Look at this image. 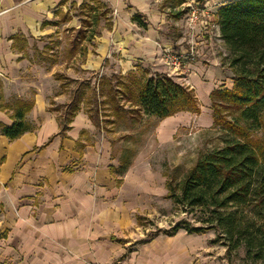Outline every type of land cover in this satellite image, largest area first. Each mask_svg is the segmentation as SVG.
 <instances>
[{"label": "crops", "instance_id": "0c3cea01", "mask_svg": "<svg viewBox=\"0 0 264 264\" xmlns=\"http://www.w3.org/2000/svg\"><path fill=\"white\" fill-rule=\"evenodd\" d=\"M100 1L109 12L100 19L98 33L89 43L75 38L67 55L55 61L54 49L42 37L61 25L88 29L83 27L85 18L74 23L72 8L95 1L0 0V124L13 125L16 112L23 110L20 102L31 104L22 135L11 139L0 126V258L5 264H133L134 253L126 258L130 261H121L124 247L115 239L127 237L126 231L135 226L134 208L148 187L142 178L135 180L137 162L118 176L123 164L114 154L112 131L106 132L101 119L95 123L84 97L67 119L74 94L82 92L79 85L68 92L66 80L82 84L87 74L93 75L98 87L102 79L140 75L142 68L150 67L155 74L162 66L169 71L164 48L188 49L173 38L171 27L188 17L190 31L189 12L166 7L167 0ZM230 1L202 2L211 5L215 16ZM213 27L227 50L219 24ZM210 28L208 23L205 32L214 31ZM208 62H195L184 77L199 99V113L180 111L165 118L145 114L154 121L152 135L159 145H175L193 120L202 127L213 125L210 95L215 89H232L233 83L222 80L231 79L233 72L217 56L210 55ZM108 117L111 125L121 119Z\"/></svg>", "mask_w": 264, "mask_h": 264}, {"label": "trees", "instance_id": "16d2710c", "mask_svg": "<svg viewBox=\"0 0 264 264\" xmlns=\"http://www.w3.org/2000/svg\"><path fill=\"white\" fill-rule=\"evenodd\" d=\"M90 1L95 2H85L81 8H86L93 22L89 19L83 22L97 26L101 18H108L109 11L100 0ZM216 15L220 37L230 52V56L225 59L236 78L232 89H215L210 95L213 126L229 132L233 138L223 146L201 155L178 185L168 183V197L175 198L178 203L211 209V219L207 221L225 233L229 249L238 247L243 238L247 254H254L264 264V141L250 134L251 129L264 121V0H232L222 5ZM102 80L99 87L103 93L102 85L108 86L105 103L111 104L107 115L113 112L115 118L132 113L121 105L120 100L123 98L135 102L139 111L159 118L180 111L200 112L194 90L170 76L156 74L142 77L131 73L119 78L116 87L111 82L112 78ZM81 99L82 95H79L69 105V121L80 109ZM20 107L23 110L16 112L13 125L0 124L11 139L27 130L23 119L31 104L20 102ZM87 110L99 125L98 111ZM234 207L249 210L251 217L259 220L260 232L238 230L236 211L232 210ZM240 225L242 227V222ZM179 229L178 226L165 233L173 235ZM203 229L202 226L191 230L187 228L194 232ZM236 235L239 238L234 242ZM232 241L233 246L230 244Z\"/></svg>", "mask_w": 264, "mask_h": 264}, {"label": "rangeland", "instance_id": "374dc122", "mask_svg": "<svg viewBox=\"0 0 264 264\" xmlns=\"http://www.w3.org/2000/svg\"><path fill=\"white\" fill-rule=\"evenodd\" d=\"M186 2L188 3L178 5L176 0H167L165 1V6L175 7L176 11L189 12V18L193 9L197 8L199 10V19H206L207 23H210L211 31H213L214 23L217 22V15L215 14L214 16V11H209L211 5L205 7L201 0H186ZM86 12V8L73 6L72 17H74V23H77L81 18L89 19L93 22V17L88 16ZM187 20L188 17L184 18L178 26L171 27L170 33L173 38L175 40L180 39L178 44L188 49L194 46L196 51H198L195 62L210 63L208 62L209 56H217L221 60L222 65L229 68L228 60L225 58L230 56V52L221 45V42L217 41L215 30L211 33L205 32L206 29L202 24L195 30V27H190L189 31ZM87 23L83 22V27H88L86 30L79 29L82 31H78L77 28L66 30V27L61 25L57 31L42 37L44 40L49 41L50 46L54 49L51 53L53 60L59 61L58 59L65 57L68 53L67 46L75 38H80V42L89 43L95 32L98 33L103 26V23L97 25L94 27L95 30ZM210 39L213 42L211 44L206 43L207 40L210 42ZM202 42L204 43L202 44ZM177 50L180 49L178 48ZM209 53L210 55H208ZM159 70L161 72H158V74L170 76L176 82L191 88L184 79L187 74L181 76L172 74L171 76L169 75L170 71L165 66H162ZM139 74L142 77L156 75L155 70L150 67L145 70L142 68ZM231 76L233 81L230 78H225L222 81H228L229 84L232 85L233 83L234 85L236 76L234 73ZM93 77V75L87 74L82 84H79V81L74 83V80H66L69 87L68 92L75 91L80 86L79 92H82L80 95L84 97L85 108L98 111V121L100 123L101 119V126L107 133L110 130L112 131L114 154L123 164V168H119L118 176L123 177L125 168L127 169L129 165L137 162L135 180L142 178L141 183L148 187L147 191H143V201H140L138 206L134 208V218L137 220L135 226L132 230L126 231L127 237L115 239L118 245H123L124 247L123 253H121V255L123 254L121 261L124 262L131 253H134L132 255V257H135L132 259L133 264H263L254 254H247L243 238L238 247L229 249V240L226 238L225 233H221L219 229L213 227L207 221L209 218L211 219V209L178 203L175 198L168 197L170 193L168 183L178 185L201 155L223 146L230 138H233L229 132L213 125L211 127H202L193 120L191 126H185L182 129L183 135L176 140L175 145L161 146L155 142V137L152 135L154 121H150L149 119L151 118L145 116V113L142 115L137 109L138 106H136L135 102L131 103L129 99L123 98L120 103L126 110H131L132 113L128 112L123 118L112 123V125L109 123L110 118L107 114L110 113L108 109L111 104L105 103L108 86L102 85L104 90L102 93L100 87L95 86L93 83ZM118 79L112 78L113 86ZM224 84L226 83L221 86H225ZM77 94H74L75 99L79 96ZM111 113L113 114V112ZM94 118L96 119V117ZM184 130L187 131L185 132ZM177 134H180V132ZM250 134L254 138L264 141V121L251 129ZM142 155L144 159L141 160ZM134 183L137 182L134 181ZM176 192L178 193L179 189ZM232 210L236 211L238 230L260 232V222L251 217L249 210L236 209V207ZM240 222H242V227ZM178 226L180 229L173 235L165 233L167 230L170 231ZM199 226L205 229L201 232L189 231ZM237 238H239V235L234 237V242ZM230 244L233 246V241ZM5 261L8 260L5 259ZM119 262V260H116L113 264H119ZM0 264H5L1 258Z\"/></svg>", "mask_w": 264, "mask_h": 264}, {"label": "built area", "instance_id": "2783aa9c", "mask_svg": "<svg viewBox=\"0 0 264 264\" xmlns=\"http://www.w3.org/2000/svg\"><path fill=\"white\" fill-rule=\"evenodd\" d=\"M198 12L199 10L194 8L190 14L189 26L191 28L199 22L203 23L204 27L208 25L204 19H199ZM197 52L194 46L183 51H176L170 47H165L163 51L164 62L168 66L171 74H177L179 76L188 74L191 71L192 64L196 61Z\"/></svg>", "mask_w": 264, "mask_h": 264}]
</instances>
